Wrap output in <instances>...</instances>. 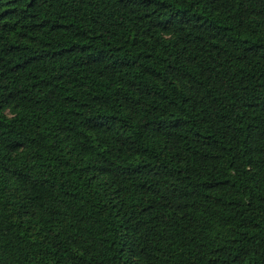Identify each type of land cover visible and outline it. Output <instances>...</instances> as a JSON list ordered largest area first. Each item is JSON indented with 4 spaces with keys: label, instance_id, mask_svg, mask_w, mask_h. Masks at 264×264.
<instances>
[{
    "label": "trees",
    "instance_id": "trees-1",
    "mask_svg": "<svg viewBox=\"0 0 264 264\" xmlns=\"http://www.w3.org/2000/svg\"><path fill=\"white\" fill-rule=\"evenodd\" d=\"M0 264H264V0H0Z\"/></svg>",
    "mask_w": 264,
    "mask_h": 264
}]
</instances>
